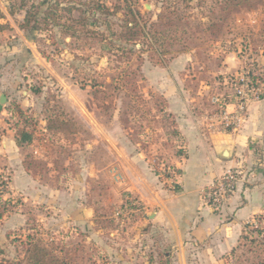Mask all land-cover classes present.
Listing matches in <instances>:
<instances>
[{
  "label": "rangeland",
  "instance_id": "1",
  "mask_svg": "<svg viewBox=\"0 0 264 264\" xmlns=\"http://www.w3.org/2000/svg\"><path fill=\"white\" fill-rule=\"evenodd\" d=\"M133 1L146 18L156 20L167 0ZM168 1L182 19L176 21V32L168 31L165 42L156 45L155 53H144L138 83L147 107L158 100L172 116L144 109L146 120L135 122L141 111L133 110L131 138L120 123V101L106 110L87 83L93 70L117 71L98 44L65 36L58 26L39 32L23 29L21 0H0V24L7 25L0 31V259L23 257L31 234L46 244L83 246L81 264L173 263L163 231L142 223L145 208L127 188L137 172H143L132 156L142 152L150 171L169 186L178 172L172 161L183 155L186 142L177 114L170 110L173 102L186 103L205 125L212 122L227 131L212 97L233 93L218 76L228 77L246 64L264 79V1L234 11L226 20L217 0ZM103 2L110 7L117 3ZM103 19L97 28L107 32L119 18L107 23ZM213 23L223 25L219 34ZM230 56L240 62L238 71L226 70ZM57 105L66 113L61 118L73 119L66 130L47 129L50 107ZM18 107L34 119V128L24 122ZM142 125L146 129L137 135ZM28 154L43 163L42 173L35 176L25 169ZM256 227L263 229L264 221L253 220L245 233L257 234ZM242 243L251 245L245 239Z\"/></svg>",
  "mask_w": 264,
  "mask_h": 264
},
{
  "label": "crops",
  "instance_id": "2",
  "mask_svg": "<svg viewBox=\"0 0 264 264\" xmlns=\"http://www.w3.org/2000/svg\"><path fill=\"white\" fill-rule=\"evenodd\" d=\"M225 64L228 72L240 67L233 56ZM170 110L177 114L186 141L183 155L172 161L177 174L165 186L138 152L132 157L143 172H137L127 188L145 208L142 223L163 231L174 264H225L247 225L264 213V97L248 103L231 131L219 130L212 122L205 125L186 103L173 102ZM226 110L233 112L235 106ZM224 148L230 151L227 158L222 156ZM237 167H242L243 178L225 208L215 211L204 192L218 176Z\"/></svg>",
  "mask_w": 264,
  "mask_h": 264
},
{
  "label": "trees",
  "instance_id": "3",
  "mask_svg": "<svg viewBox=\"0 0 264 264\" xmlns=\"http://www.w3.org/2000/svg\"><path fill=\"white\" fill-rule=\"evenodd\" d=\"M116 1L114 7H110L103 0H42L39 3L34 0H21L20 9L26 12L21 26L23 29L36 32L43 30L44 27L58 26L65 36L95 41L101 54H105L116 63L114 68L117 71L105 74L93 70L87 83L89 82L88 85L92 88L93 96L104 103L103 107L106 110L116 108L118 101H120V123L130 137L134 138L135 133L130 131L135 132L131 128V124L134 123L132 120L133 110L141 111L139 113L141 116L138 118L135 116V122L146 120L147 115L143 112L144 109L147 113H151V110L155 109L161 113L163 118L172 116V114L165 112L166 104L158 100L153 101L151 107H147L140 97L138 82L142 78V63L146 58L144 53H155L156 45L165 42L163 38H167L166 33L168 31L176 32V21H181L182 16L178 14L177 9L170 6L168 0L162 4L156 20L146 18L142 14L137 4L138 1ZM263 1L217 0L220 4L223 20L229 18L234 11H239L242 8H254ZM74 11L78 12L77 17L73 15ZM116 17L119 18L118 21L115 23L111 21V24L112 27L116 25L117 29L111 27L105 32L97 28L100 18H104V23H107ZM0 18H3L1 11ZM213 24L214 30L219 34L223 30V25ZM6 26L0 24V31L4 30ZM235 51L239 52L238 49ZM89 60L90 56L82 58L81 61L85 64ZM106 77H110V82L106 81ZM218 78L220 83H224L225 77L223 75L218 76ZM253 78L255 79V77ZM36 90L39 91L40 89L37 88ZM225 94L228 96L229 93ZM263 97L264 87L258 99ZM223 107L224 105L220 104L217 110ZM50 109L53 113L47 121V129L61 131L71 126L72 118H61V116L66 115L62 105L52 106ZM18 110L20 114L24 115V122L34 128V119L26 116L19 107ZM145 129L146 127L142 125L137 135L144 133ZM16 136L17 138L20 137L18 131ZM23 165L35 176L42 173L44 166L32 154L26 156ZM255 221H264V213L256 216ZM254 231H257V234L244 233L241 236L237 247H234L225 256V264H264V228L258 229L256 227ZM254 231L252 230V232ZM27 237L28 240L23 247V257H16L11 261L3 258L0 259V264H81L79 261L85 260V257L79 255L83 246L74 249L63 241H52L51 244H46L41 237L34 238L31 234ZM243 239L250 241V247H242ZM0 252H2L1 249ZM89 260L91 259L89 258Z\"/></svg>",
  "mask_w": 264,
  "mask_h": 264
},
{
  "label": "built area",
  "instance_id": "4",
  "mask_svg": "<svg viewBox=\"0 0 264 264\" xmlns=\"http://www.w3.org/2000/svg\"><path fill=\"white\" fill-rule=\"evenodd\" d=\"M260 80L264 82L259 73L253 71L247 64L237 73L225 77L224 85H228L234 92H226L229 93L228 96L224 93L222 96L212 97V102L224 105L220 113L223 116L225 130H233L245 116L249 101L258 99L259 94L263 92L264 85L260 86ZM230 104L235 106L233 112L226 110ZM243 174L242 167H237L230 168L218 176L204 192L207 204L215 211L225 208L230 197L237 190Z\"/></svg>",
  "mask_w": 264,
  "mask_h": 264
},
{
  "label": "water",
  "instance_id": "5",
  "mask_svg": "<svg viewBox=\"0 0 264 264\" xmlns=\"http://www.w3.org/2000/svg\"><path fill=\"white\" fill-rule=\"evenodd\" d=\"M148 7L150 8L149 5H148ZM108 25H109V24H108ZM0 101H1V102L4 101V99H3V95L1 96ZM222 156L225 157V158H227V157L230 156V151H229L228 148H224V149H223V151H222ZM146 228H147V226H143V227H142L143 230L146 229Z\"/></svg>",
  "mask_w": 264,
  "mask_h": 264
}]
</instances>
